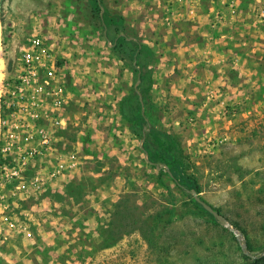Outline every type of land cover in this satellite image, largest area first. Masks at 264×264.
Masks as SVG:
<instances>
[{
  "label": "rangeland",
  "instance_id": "374dc122",
  "mask_svg": "<svg viewBox=\"0 0 264 264\" xmlns=\"http://www.w3.org/2000/svg\"><path fill=\"white\" fill-rule=\"evenodd\" d=\"M101 1L124 18L123 26L104 28L102 11L89 0H0V81L15 73L34 34L58 45L71 98L60 146L77 152L81 162L64 185L15 200L12 214L32 235L3 231L0 264H264V31L230 35L231 42L246 44L231 47L220 68L230 80L216 84V70L205 61L193 67L157 61L166 45L178 42L175 29L190 26L177 18L181 11L186 20L187 8L170 0ZM207 12L261 17L264 0H207L196 13ZM151 18L157 20L149 26ZM120 34L149 44L153 62L140 68L130 45L114 49ZM135 70L151 72L145 96ZM133 90L143 120L177 143L200 197L232 229L215 223L182 192L166 166L160 172L149 164L142 133L119 109ZM125 194L132 214L156 227L153 248L139 231L124 234L113 221Z\"/></svg>",
  "mask_w": 264,
  "mask_h": 264
},
{
  "label": "built area",
  "instance_id": "2783aa9c",
  "mask_svg": "<svg viewBox=\"0 0 264 264\" xmlns=\"http://www.w3.org/2000/svg\"><path fill=\"white\" fill-rule=\"evenodd\" d=\"M204 1L170 0L191 16ZM70 99L61 50L34 34L15 73L0 81V240L3 231L27 232L12 214L16 199L53 191L81 164L77 152L60 146Z\"/></svg>",
  "mask_w": 264,
  "mask_h": 264
},
{
  "label": "trees",
  "instance_id": "16d2710c",
  "mask_svg": "<svg viewBox=\"0 0 264 264\" xmlns=\"http://www.w3.org/2000/svg\"><path fill=\"white\" fill-rule=\"evenodd\" d=\"M207 1V0H206ZM90 4L96 10L101 13V24L104 28L110 27L114 24L121 27L125 24V20L118 14H112L102 3L101 0H89ZM125 44H128L133 49V61L136 65L141 67H147L153 62L155 53L153 49L147 45L133 39H129L123 34L118 35L113 41V48L116 50L122 49ZM144 60V61H143ZM138 80H140V91L143 96L147 95L149 91V84L151 82V72H141V70H135ZM120 113L123 119L129 123L133 131L136 127L142 133L141 138L144 142L142 147L143 152L148 156V162L153 168H159L160 172H163L164 168L160 165L166 166L168 177L176 183L184 193H188L190 197L194 198L192 192L196 191L198 194L201 192V188L196 179L186 174L184 170V164L179 158L177 152V143L168 135L158 132V130L152 128L149 122L143 120L141 115L142 103L140 101L139 93L136 90L131 91L130 94L124 96L120 101ZM129 194H125L122 200L116 205L113 212V221L120 231L124 234H130L134 231H139L152 246L156 245L155 226L148 225L146 220H143L138 214H132V209L129 206ZM195 200V198H194ZM196 205L206 211L202 205L196 202ZM136 209V206H134ZM137 210V209H136ZM219 212L218 210H216ZM210 214V213H209ZM212 215V214H211ZM212 219L217 223V219L212 215ZM126 226V227H125ZM251 249V246H249Z\"/></svg>",
  "mask_w": 264,
  "mask_h": 264
},
{
  "label": "crops",
  "instance_id": "0c3cea01",
  "mask_svg": "<svg viewBox=\"0 0 264 264\" xmlns=\"http://www.w3.org/2000/svg\"><path fill=\"white\" fill-rule=\"evenodd\" d=\"M182 15L183 13L178 11V22L189 21L191 23L190 26H188V28L178 27V29H175V31L178 32V42L166 45L165 53L160 56L157 61L160 62L163 59L166 65L170 61H172L173 64H175V61H183L191 63V67L200 63V61H205V66H212L213 69L216 70V72L213 73L215 75L213 83L216 84L225 85L230 80L228 74L220 68L226 67L225 60L230 56L231 47H235L236 44H246V42H231L232 37L230 35L236 34L234 31L241 30L240 33L244 31L246 33L247 29H253L254 35L260 36L264 31L263 14L261 17H254L250 13L207 12L204 14L196 13L194 16L187 14L188 18L186 20ZM165 18L166 17H163L164 21ZM154 20L157 19L151 18L149 20V26L151 21ZM157 29V31H159L161 29L160 26H158ZM166 32L169 34L171 30L169 31L167 28ZM185 34L191 35L188 42L182 39V36ZM198 34H203L206 38L201 39ZM169 52L175 54L168 55L167 53ZM181 53L182 57L180 56ZM187 53H189L190 56L187 57ZM239 55H241V53H239ZM242 55L245 54L243 53ZM185 56L187 58H185Z\"/></svg>",
  "mask_w": 264,
  "mask_h": 264
},
{
  "label": "water",
  "instance_id": "95a60500",
  "mask_svg": "<svg viewBox=\"0 0 264 264\" xmlns=\"http://www.w3.org/2000/svg\"><path fill=\"white\" fill-rule=\"evenodd\" d=\"M103 12V10H102ZM196 202H198L200 205L203 206V208L208 211L209 213H211L220 223L222 226L228 227L229 229H232V227L230 226L228 220L221 215L219 212H217L212 206L208 205L201 197L200 195L196 192L193 191L192 192ZM236 232V231H235Z\"/></svg>",
  "mask_w": 264,
  "mask_h": 264
}]
</instances>
